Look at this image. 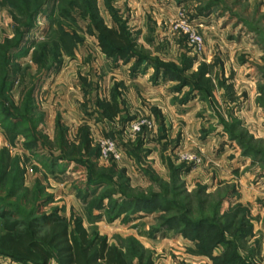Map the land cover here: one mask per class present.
<instances>
[{
    "label": "rangeland",
    "instance_id": "374dc122",
    "mask_svg": "<svg viewBox=\"0 0 264 264\" xmlns=\"http://www.w3.org/2000/svg\"><path fill=\"white\" fill-rule=\"evenodd\" d=\"M90 9L129 60L101 52ZM35 209L129 264H264V0H0V213Z\"/></svg>",
    "mask_w": 264,
    "mask_h": 264
},
{
    "label": "trees",
    "instance_id": "16d2710c",
    "mask_svg": "<svg viewBox=\"0 0 264 264\" xmlns=\"http://www.w3.org/2000/svg\"><path fill=\"white\" fill-rule=\"evenodd\" d=\"M90 11H84V16L90 19V32L97 38L101 52L116 60H129L134 54L131 35L121 26L105 25L95 11ZM8 76L6 72L3 88ZM103 109L108 117L117 111L114 103L104 104ZM75 136L89 151V129L80 125ZM0 215V254L20 264H129L117 246L109 244L104 236L87 231L78 216L66 218L56 211L39 213L37 209L24 219H13L14 214L9 212Z\"/></svg>",
    "mask_w": 264,
    "mask_h": 264
},
{
    "label": "built area",
    "instance_id": "2783aa9c",
    "mask_svg": "<svg viewBox=\"0 0 264 264\" xmlns=\"http://www.w3.org/2000/svg\"><path fill=\"white\" fill-rule=\"evenodd\" d=\"M191 39L198 43L199 42V36L192 33ZM133 130L139 129V123H134L132 125ZM99 158L101 159H112V160H118L121 157V153L117 149L116 142L110 138H102L99 140Z\"/></svg>",
    "mask_w": 264,
    "mask_h": 264
},
{
    "label": "crops",
    "instance_id": "0c3cea01",
    "mask_svg": "<svg viewBox=\"0 0 264 264\" xmlns=\"http://www.w3.org/2000/svg\"><path fill=\"white\" fill-rule=\"evenodd\" d=\"M188 103H191V102H188ZM188 103H187V104H188ZM184 107L186 108V106H180V108H184ZM186 110H187V109H186ZM181 118H185V116H182Z\"/></svg>",
    "mask_w": 264,
    "mask_h": 264
}]
</instances>
